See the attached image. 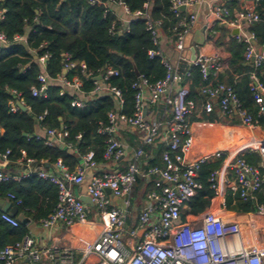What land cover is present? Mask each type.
Returning <instances> with one entry per match:
<instances>
[{"label":"built area","instance_id":"built-area-1","mask_svg":"<svg viewBox=\"0 0 264 264\" xmlns=\"http://www.w3.org/2000/svg\"><path fill=\"white\" fill-rule=\"evenodd\" d=\"M244 1V0H236ZM259 0H252L245 10L235 19L230 18L229 10L219 4L208 5L206 27L214 29L216 24H227L238 27L242 21L250 24L260 20L256 6ZM91 5L103 4L104 0H87ZM200 0H170V11L179 17L176 25V38L173 43L176 52L175 63L168 59L159 48L158 26L160 21L152 20L145 11H136L134 17L145 20L147 30L150 32L154 49L148 51V56H158L166 68L162 79L153 83L143 76L131 84L134 93V110L128 116L121 112L123 99L120 91L107 81L117 76V69L108 65L102 69L100 82L95 81L94 92L105 91L114 95L117 108L107 113V124H100L97 132L105 135V148L103 158L105 162L114 164L122 159L127 147L115 135L119 125L133 130L139 136L138 145L132 150L125 167L97 170L98 164L92 159L93 153L88 152L82 157L81 163L74 171H67L65 166L57 161L51 169L33 168L35 163L31 159L18 160L25 166L23 171L15 169L5 172L0 169V181H16L21 178L36 176L47 180L57 187V202L54 209L39 223L44 229H51L56 225L69 227L74 223H85L88 219L86 204L74 193V187L83 183L86 170H91L89 182L86 186V195L91 198L95 215L101 226L92 241L81 250L79 259L75 262L74 251L69 247L52 245L40 247L36 245L32 236L26 234L21 240L0 247V264H264V250L249 249L243 239L241 225L235 221H228L211 210H204L190 219H182V215H189L188 203L200 190L199 168L204 163L224 157L223 151L204 154L193 160L186 155L193 145L192 129L188 121L194 112L195 102L188 97L190 67H197L201 77L200 93L205 101L203 110L211 113L214 102L217 103L220 115L226 118L237 117L239 122L248 127L255 126L251 114L243 107L236 97L231 86L224 83L213 84V79L225 69V64L215 58L204 54H195L193 60L187 56L184 47L186 32L196 19L190 11L181 16V7L191 8ZM122 6L121 2L115 3ZM128 14L125 6H122ZM4 9H0V20ZM112 29V28H111ZM110 29V31H111ZM238 41L246 44L244 59L252 61L254 69L259 67L264 56L252 46L253 35H237ZM25 39L15 35L13 41L20 43ZM0 43H7L3 33L0 32ZM62 70L65 72L79 66L82 71L85 65L82 62L71 60L69 54L63 53ZM50 55L44 53L38 57L41 71L37 75L40 87H31L33 96H45L47 88L46 62ZM179 63H185L183 67ZM59 80L64 85L79 90L81 81L77 76L71 80L62 75ZM249 88L257 108V115L264 117V84L255 72L250 74ZM148 97H145L144 92ZM161 102L159 116L147 119L146 111ZM72 106L83 107L86 101L73 99ZM12 111L16 107L11 108ZM40 115L38 119H41ZM163 130L166 149L162 152V165L145 166V148L154 145ZM67 136L64 129L47 128L42 133H35L36 140H42L46 145L55 144L71 147L64 144ZM7 150L0 156L6 158ZM259 165L248 163L242 154H237L230 162L231 177L224 174L220 179V170L212 169L207 176L209 189L212 191V200H220L223 206L227 191L238 194L242 200H254V192L264 184V143L258 148ZM137 176L152 180L153 189L145 194V201L138 213H133V188ZM109 190L108 194L106 190ZM7 201L14 199L8 193ZM119 199L118 202L114 198ZM20 200L14 201L19 205ZM253 216L260 217V227L257 222L250 220L249 227L255 233L264 229V207L258 206ZM1 220L17 227L19 221L6 212H1ZM141 234L139 235V232Z\"/></svg>","mask_w":264,"mask_h":264},{"label":"trees","instance_id":"trees-1","mask_svg":"<svg viewBox=\"0 0 264 264\" xmlns=\"http://www.w3.org/2000/svg\"><path fill=\"white\" fill-rule=\"evenodd\" d=\"M108 3L89 4L87 0H0V9H4L0 20V32L7 43H0V154L7 150V160L13 168H20L23 163L17 161L31 159L38 167L51 169L60 161L67 171H74L82 157L92 152V159L101 166L105 163L103 151L105 135L97 130L100 124H107V113L117 108L114 95L105 91L94 92V82H100L102 69L110 65L117 69L118 75L108 79L111 86L116 87L122 96L121 112L130 116L134 110V93L131 84L137 79L134 69L140 76L153 83L162 79L166 68L158 56L149 57L148 51L154 49L150 32L142 17H134L136 11H145L150 19L160 21L158 26L159 45L163 39L175 41L176 25L179 17L170 11V0H104ZM121 2L128 10V21H123L109 8ZM228 7L229 16L236 0ZM251 5L252 0H244ZM240 9V8H239ZM260 20L250 23L247 32L253 35L257 45L264 43V0L256 6ZM181 16L186 13L181 11ZM112 28V29H111ZM111 29V31H110ZM15 35L22 36L26 45L13 41ZM231 58L228 68L219 73L213 84L224 83L232 87L242 107L251 114L257 126L264 127V117L257 115L252 92L248 86L249 72L253 71L244 61L246 44L232 39L228 43ZM44 53L50 55L46 62L47 88L45 96H33L31 87H40L37 80L42 70L38 57ZM69 54L71 60L82 62L85 70L79 66L63 74L71 80L77 76L81 87L77 91L61 83L62 56ZM264 62L256 68L260 70ZM189 95L195 101L202 83L197 67H190ZM138 75V76H139ZM238 79L235 81L234 76ZM204 97V96H203ZM73 99L86 101L83 107L72 106ZM22 103L25 109L17 106ZM16 107L15 111L11 108ZM41 119H38L39 116ZM55 128L67 131L63 139L65 145H46L41 139H35L36 130ZM42 133V132H41ZM137 136L136 133H134ZM134 135H130L132 140ZM131 142V141H130ZM156 142V141H155ZM132 143V142H131ZM155 147V157L147 160L144 168L162 165L161 155L166 147ZM245 160L253 165L259 162V156L252 152L244 154ZM219 162L204 163L199 168L200 190L188 203L189 216L203 212L212 204V191L208 187L207 176L212 169L218 168ZM153 189L152 180L137 176L132 205L135 198L145 196ZM11 193L14 201L20 200L18 215L39 222L55 207L57 187L36 176L21 178L16 181H0V200L7 201L6 195ZM255 199L242 200L237 193L227 191L223 207L238 213L255 212L264 205V185L254 193ZM1 214V211H0ZM185 220V216L182 215ZM19 221V220H18ZM27 234V227L20 223L11 227L0 218V247L12 244Z\"/></svg>","mask_w":264,"mask_h":264},{"label":"crops","instance_id":"crops-1","mask_svg":"<svg viewBox=\"0 0 264 264\" xmlns=\"http://www.w3.org/2000/svg\"><path fill=\"white\" fill-rule=\"evenodd\" d=\"M213 4H219L221 6H225L226 8L232 5L230 0H200V2L195 3L191 8L181 10L185 13L192 11L196 15V19L186 32L185 37L187 36V38L190 40V43L194 46L195 54L200 53L208 56H214L218 60L222 61L225 64V69H227L228 62L231 58V54L228 50V43L232 39L238 40L236 38L237 35L244 36L250 34L246 30L249 24L242 21L240 23L239 29L236 26L231 27L227 24H216L213 30L210 29V27H206L208 5ZM246 6L247 5L244 3V1H237L235 7L233 6V8H231L233 10V16L230 18L235 19L240 12L245 10ZM109 8L118 16L120 20L128 21L129 16L122 6L115 4ZM235 30L237 33H234ZM254 41L255 40H252V46L256 51H259V53H262L264 56V43L262 45H257ZM159 48L168 59L175 62L176 52L173 47V42L163 39L159 45ZM246 63L250 67H253L251 61ZM179 65L183 67L185 63H179ZM251 72H255L256 74V69H253V71L249 72V79ZM260 77L264 81V66L260 70ZM257 78L260 81L258 76ZM237 79L238 76L235 75L234 80L236 81ZM260 82L262 83V81ZM144 95L145 97H148L146 91L144 92ZM204 101L205 98L198 89V95H195L194 101L195 109L188 119L192 129L193 145L186 157L188 160H193L204 154H212L218 150L223 151L224 157L214 160L212 163L219 162L218 169L220 170V179L224 177V174L231 177L232 173L231 169L229 168V164L230 162H233V157L235 155L242 154L244 156L246 152H252L259 156L258 148L264 143V127L261 128L256 124L253 127H248L240 123L238 118L235 116L231 118L223 117L220 115L217 103L215 101H213L214 110L211 113H205L203 110ZM161 107V102H158L153 107L148 108L146 111L147 119L151 120L157 118L161 111ZM2 131L3 130L0 128V134ZM162 131L163 130H161L159 135L160 137H158L155 144L160 145L161 148H165L166 145ZM41 132V130H36V133ZM134 133L136 132H133V130H130L124 125H119L116 128L115 135L117 136L118 140L127 147V149L133 150L139 143V136L137 133V136H135ZM130 135H134L135 137L130 140ZM155 147L156 145L145 148V163L147 160H152V156L155 157ZM257 165H259V162ZM124 167L125 160L121 159L116 161L113 165L109 162H105L103 165L98 167L97 170H106L108 168L123 169ZM33 168L39 167L33 164ZM0 169L5 172H12L15 169L18 171H23L25 166L21 165L20 168H13L7 158L0 156ZM91 172V170L87 169L83 183L74 187V193L78 197L86 195V186L89 182ZM262 172L264 173V170H262ZM144 197L145 196H142L139 199L135 198L133 213H138L145 201ZM260 206L264 207V205ZM86 207L88 216L90 215V217H88L87 222L83 224L74 223L73 225L65 228L61 227L60 225H56L55 227L46 230L40 226L39 222L36 223L29 219V222L25 225L27 227V234L32 236L36 245L40 247L58 245L73 249L75 257L74 261L76 262L79 259L82 248L92 241L101 226L98 217L95 215L93 206L86 204ZM208 210H211L225 220L235 221L238 223L243 222V217L253 214V212L238 213L232 210H226L222 206L220 200H212V204L210 207H208ZM184 216L186 220L190 219L189 215L185 214ZM249 225L250 224H248V226ZM250 230L242 232L246 247L249 249L255 248L264 250V229L263 231H258L256 233Z\"/></svg>","mask_w":264,"mask_h":264},{"label":"water","instance_id":"water-1","mask_svg":"<svg viewBox=\"0 0 264 264\" xmlns=\"http://www.w3.org/2000/svg\"><path fill=\"white\" fill-rule=\"evenodd\" d=\"M181 10H184V8L181 7ZM234 33H237V31L235 30ZM20 43H21L22 45H24V46L26 45V42H25L24 40H22ZM184 47L187 49V56H188V58L191 59V60H193L194 57H195V48H194V46L190 43V40L187 38V36H186L185 39H184ZM250 61H251V63H252L253 59H251ZM172 62L175 63L174 61H172ZM134 72H135V74H136L137 76L139 75L136 69H134ZM62 73L65 74V71L62 70ZM16 104H17V106H18L19 108H21V109H25V106H24L22 103L17 102ZM131 153H132V149H127V152H126V154L122 157V159L126 161ZM106 192H107L108 194L110 193V191H109L108 189L106 190ZM79 199H80L83 203H85V204L93 205V204H92V201H91V198H90L88 195H82V196L79 197ZM114 201H115V202H118L119 199H118L117 197H115V198H114ZM205 210H208V208H206ZM0 211H1V212H6V213H8L10 216H13V217L17 215V207L14 206V205H12L11 202H9V201H3V200H0ZM17 218H18L19 222L22 223V224H24V225H26V224L29 222V219L26 218V217H24L23 215H18ZM140 234H141V231L139 232V235H140Z\"/></svg>","mask_w":264,"mask_h":264},{"label":"rangeland","instance_id":"rangeland-1","mask_svg":"<svg viewBox=\"0 0 264 264\" xmlns=\"http://www.w3.org/2000/svg\"><path fill=\"white\" fill-rule=\"evenodd\" d=\"M88 217H90V215L88 216ZM243 222H241L240 223V225H241V229H242V232H246V231H249L250 229V227L248 226V224H249V220H254V221H256L257 222V226H259L260 225V221L261 220H263V219H261L260 217H258V216H253V214H251V215H247V216H245V217H243ZM248 220V221H247ZM247 228H246V227ZM264 226V225H263ZM244 227H245V229H244ZM260 227V226H259ZM251 231V230H250Z\"/></svg>","mask_w":264,"mask_h":264},{"label":"bare ground","instance_id":"bare-ground-1","mask_svg":"<svg viewBox=\"0 0 264 264\" xmlns=\"http://www.w3.org/2000/svg\"><path fill=\"white\" fill-rule=\"evenodd\" d=\"M244 216V215H243ZM248 221V220H247ZM246 227V226H245ZM245 227H244V229H245ZM247 228V227H246Z\"/></svg>","mask_w":264,"mask_h":264}]
</instances>
